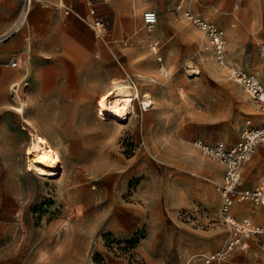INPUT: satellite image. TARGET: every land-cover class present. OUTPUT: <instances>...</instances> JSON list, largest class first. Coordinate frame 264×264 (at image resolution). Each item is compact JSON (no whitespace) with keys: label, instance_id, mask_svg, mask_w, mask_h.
<instances>
[{"label":"rangeland","instance_id":"rangeland-1","mask_svg":"<svg viewBox=\"0 0 264 264\" xmlns=\"http://www.w3.org/2000/svg\"><path fill=\"white\" fill-rule=\"evenodd\" d=\"M3 2L18 10L17 20L23 0ZM60 2L45 5L52 18L77 15L64 14ZM40 3L16 31L26 46L29 18ZM146 10L158 14L151 28L143 23ZM188 10L223 29L228 67ZM102 12L107 29L94 50L100 53L98 73L107 76L96 84L130 82L154 102L143 110L137 99L138 112L118 128L101 123L97 98L79 104L82 120L68 126L66 144L73 149L69 158L63 151L61 181L26 171L31 136L24 149L9 153L13 165L0 168V264H184L185 253L192 264H206L205 256L226 248L232 230L220 213L223 169L213 175L224 165L193 142L207 137L231 145L248 119L263 121L231 74L239 68L264 84V0H110V14ZM114 27L123 33L113 34ZM72 73L68 67L66 75ZM17 91L13 109L19 112L18 94L24 95ZM25 108L23 118L34 113L32 104ZM262 182L264 144L247 161L243 184ZM244 215L249 213L238 214ZM253 218L264 224V205ZM248 240L247 250L235 248L219 264L260 254L264 264V233Z\"/></svg>","mask_w":264,"mask_h":264},{"label":"crops","instance_id":"crops-1","mask_svg":"<svg viewBox=\"0 0 264 264\" xmlns=\"http://www.w3.org/2000/svg\"><path fill=\"white\" fill-rule=\"evenodd\" d=\"M40 1L29 18L30 41L27 46L22 33L16 31L10 33L18 10L13 7L7 8V2L0 4V168L11 167L13 163L11 156H8L9 153L24 149L29 137L32 138L33 133L30 127L24 126V119L32 126H36L49 139L65 163L63 151L68 157L73 149L71 144H66L67 129L68 126H72L73 123L77 125L82 120L80 105L95 98L97 101L100 92L108 88L105 82L101 85L95 82L98 77L105 81L107 74L98 73L100 63L96 58L100 53L94 49L99 39L81 18L89 13V3L86 0H61L71 6L73 11L76 10L77 15L52 18L49 15L51 9L45 5L47 2L57 0ZM119 1L130 0H116V4ZM92 3L99 14L104 15L102 12L104 10L110 14V0H93ZM104 17L106 19L107 16ZM117 22L119 21L116 13L114 23ZM113 31V34L118 35L123 33L118 27H114ZM68 45L74 48L69 49ZM15 59L18 62L17 66L11 64ZM68 67L73 71V75L69 77L66 75ZM16 85H19L27 107L32 104L34 109V113L26 114L25 118L13 109L16 103L15 91L18 89H14ZM245 166L240 187H256L243 184ZM221 171L224 176V166H217L213 175L216 176L218 172L221 174ZM253 205L249 201L238 202L234 205L232 213L239 217L238 214L248 212L249 215L244 216H249L255 221L253 217L262 205L256 206L255 212L252 211ZM262 258L261 254L240 256L226 264H248L251 261L260 263ZM193 259V256L185 253L182 262L192 264Z\"/></svg>","mask_w":264,"mask_h":264},{"label":"built area","instance_id":"built-area-1","mask_svg":"<svg viewBox=\"0 0 264 264\" xmlns=\"http://www.w3.org/2000/svg\"><path fill=\"white\" fill-rule=\"evenodd\" d=\"M36 1L38 0H23L21 12L10 33L17 31L24 20H27L26 18ZM86 1L89 3V13L81 18L101 39L105 37L106 19L104 15L97 12L92 3L93 0ZM58 7L66 14L73 11V8L65 2H60ZM186 15L208 34L215 49L216 57L224 63L227 39L223 29L190 10L186 11ZM157 19L158 14L155 10H146L143 14V23L147 28H151ZM153 48L158 51L156 43L153 44ZM17 63V60L11 61L13 66H17ZM231 75L242 84L259 110L264 113V84L261 80L239 68H234ZM193 143L196 147L203 149L212 160L220 162L225 167L223 179L218 183L217 188L221 196L220 213L224 220L230 224L232 234L226 248L205 256V263L212 264L225 259L227 254L235 248H248L250 245L248 239L252 234L264 233V225L255 223L249 216L237 217L232 213L234 205L238 202H251L254 204L253 212L256 211V206L264 205V182L253 188L240 187L245 164L252 158L258 146L264 144V119L261 124L252 123L251 119H248L239 140L231 145L213 141L207 137L196 138Z\"/></svg>","mask_w":264,"mask_h":264},{"label":"bare ground","instance_id":"bare-ground-1","mask_svg":"<svg viewBox=\"0 0 264 264\" xmlns=\"http://www.w3.org/2000/svg\"><path fill=\"white\" fill-rule=\"evenodd\" d=\"M153 64V62H149V66L155 69ZM224 65L228 67L226 61H224ZM147 77L150 76L148 75ZM157 79L154 80L156 81ZM17 88V92L21 91L19 85H17ZM237 88L241 89L239 86ZM137 99H139L141 106L143 105V110H148L149 106L154 102L151 95L145 91H141L138 85H132L126 81H114L101 93L96 101L97 115L101 123L103 122L107 125L109 123L113 124L115 128L123 126L125 122L130 120L133 114L138 112ZM17 100L19 105L16 108L24 115L25 104H27L26 100L19 94ZM24 120L26 122V119ZM26 125L30 126L33 133L30 143L25 148L26 171L33 172L42 181H61L65 174L66 166L63 164L60 152L53 147L49 139L36 126H32L28 122H26ZM216 176L220 177V172L216 173Z\"/></svg>","mask_w":264,"mask_h":264}]
</instances>
